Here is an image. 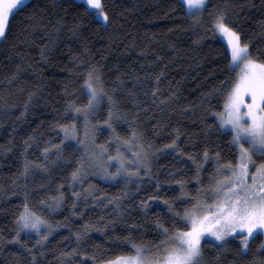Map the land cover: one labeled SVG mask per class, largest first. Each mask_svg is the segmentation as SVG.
Wrapping results in <instances>:
<instances>
[{
	"label": "trees",
	"instance_id": "obj_1",
	"mask_svg": "<svg viewBox=\"0 0 264 264\" xmlns=\"http://www.w3.org/2000/svg\"><path fill=\"white\" fill-rule=\"evenodd\" d=\"M104 2L106 27L87 15L81 2L29 0L0 41V264H34L33 254L35 264H100L133 252V243L155 249L164 239L157 223L183 228L173 223L179 221L175 213L211 185L217 163L236 161L231 133L219 128L214 116L223 106L221 82L235 74L228 71L230 57L210 21L226 12L229 24L250 44L251 55L264 60V0H207L199 23L184 15L177 0ZM90 67L98 69L114 102L116 135L123 140L135 130L144 145L148 175L142 168L130 180L105 179L87 163L88 153L99 152L100 145L117 154L112 130L103 123L107 97L88 118L95 128L90 147L80 142L85 141L84 117L74 121L67 110L69 101L86 103L82 86ZM73 122L78 138L64 139L60 125ZM177 133L179 149L165 148ZM82 160L80 179L73 181ZM197 164L203 165L199 173ZM104 167L115 171L114 163ZM176 181L184 182L183 194ZM157 195L155 201L148 199ZM61 196L56 206L53 197ZM114 198L119 206L109 203ZM25 202L52 226L42 245L36 244L35 233L22 234L23 246L9 242ZM85 225L91 230L78 243L76 234ZM227 240L220 249L214 246L219 243L204 240L202 264H264L262 235L250 240L244 255L238 254L237 237ZM73 248L77 255H63Z\"/></svg>",
	"mask_w": 264,
	"mask_h": 264
},
{
	"label": "snow or ice",
	"instance_id": "obj_2",
	"mask_svg": "<svg viewBox=\"0 0 264 264\" xmlns=\"http://www.w3.org/2000/svg\"><path fill=\"white\" fill-rule=\"evenodd\" d=\"M81 3L85 5L84 11L88 16L101 26H107L109 13L104 0H81ZM24 5L25 0H0V38L6 36L11 18ZM206 6L207 0H177V7L185 16L197 23L200 22ZM210 23L213 32L219 33L226 39V55L230 57L228 71L236 72L235 79L221 82L224 92L223 106L220 111L214 113L218 127L228 128L233 134L231 144L238 148L236 161L235 163L232 161L225 164L217 163V178L214 182L208 188L198 190L200 196L193 198L194 202L190 207H186L182 213H175L179 221L174 219L173 223H180L183 228L170 229L157 223L164 239L154 246L153 254L146 255L147 248L133 243L131 244L133 252L114 255L101 260L100 264H202L205 237H213L219 242L214 246L220 249L227 245L228 237L235 236L240 241L238 254L244 255L249 249L250 240L255 238L257 233H264V163L257 165L253 159L257 153L264 156V60L251 55L250 44L244 42L241 33L229 24L226 12L220 11ZM82 91L86 95V103L79 105L75 101H69L67 105V110L75 114L73 120H78L82 115L85 121L84 135L90 136L95 128L90 127L88 118L96 113L107 97L110 107L108 118L103 123L112 130L113 139L117 144L116 156L109 155L107 148L100 145L99 152L88 153L87 163L102 171L105 179L115 180L122 176L130 180L132 177H139L142 168L145 169L144 174L148 175L147 153L144 151V145L139 143L136 131L133 130L131 135L123 140L116 135L112 112L114 102L104 91L101 75L95 67L87 70ZM155 94L154 89L153 95ZM60 127L64 133V139L78 138L75 122L70 125H60ZM178 137L177 133V138L165 145V148L178 150ZM80 142L84 143L83 140ZM121 148H124V152H121ZM134 148L135 151H133ZM125 152H131V157H126ZM44 153L47 156L49 148H45ZM105 157L109 162L117 161L114 173L104 167ZM203 159H209L207 149L204 150ZM193 161L195 162V158ZM84 165L85 161L82 160L80 166L72 172L73 181L80 179ZM202 167L203 165L197 164V173ZM252 168H255V171H251ZM28 169L29 165L26 163L25 174ZM196 179L198 183H202L199 175ZM176 183L180 184L183 194L184 182L176 181ZM156 188H160L159 181L156 183ZM73 195L79 197L80 194L73 193ZM25 199L27 200V197ZM60 199L62 196L59 199L53 197L56 206H59ZM148 199L155 201L159 199V196H149ZM109 203L119 206L120 201L114 198ZM141 203L145 208L148 207L147 201ZM164 204L169 205V202L165 200ZM169 210L171 211V205ZM90 230L91 226L85 225L84 232L76 234L77 242L79 243ZM51 232L52 226L32 211L25 202L23 211L16 218V234L9 242L23 246L22 234L35 233L39 237L36 244L42 245ZM259 247L264 249V242H261ZM28 251L32 250L28 249ZM77 253L78 249L73 248L63 255L72 258ZM83 255L87 256V253ZM91 259L96 261L95 256ZM33 262L35 264V254H33ZM80 264H86V261L82 260Z\"/></svg>",
	"mask_w": 264,
	"mask_h": 264
},
{
	"label": "rangeland",
	"instance_id": "obj_3",
	"mask_svg": "<svg viewBox=\"0 0 264 264\" xmlns=\"http://www.w3.org/2000/svg\"><path fill=\"white\" fill-rule=\"evenodd\" d=\"M29 0H25V3H27ZM75 1H77V2H81V0H75ZM216 35H217V37L219 38V40L225 45V47L227 46V42H226V39H224L219 33H216ZM2 40V38H0V41ZM226 49H227V47H226ZM234 74H235V77H236V72H234ZM218 122V121H217ZM222 129H224V130H227V131H229L230 133H231V137L233 136V134H232V132H231V130L230 129H228V128H222ZM84 143H85V145H87V146H89L90 147V145H89V136L88 137H85V141H84ZM245 147H247V144H245ZM236 148V150H237V153H238V148L237 147H235ZM92 151V150H91ZM124 151V150H123ZM134 151V150H133ZM126 153H128L127 154V157L128 158H130L131 157V152H126ZM253 159H254V161L256 162V164L258 165V164H260V163H264V156H262L260 153H257L256 155H254V157H253ZM105 163H106V165L108 166V165H112V163H114L115 164V171H116V166H117V162H107V160H106V162L104 161V165H105ZM109 163V164H108ZM114 171V172H115ZM251 171H255V168H252L251 169ZM114 172H112V173H114ZM215 178H217V173L215 174V176L212 178V183L214 182V179ZM211 183V184H212ZM257 234H260V235H262V239H263V242H264V233H257ZM232 237H234V236H230V237H228L227 239H229V238H232ZM205 240H208V241H211V242H214V243H219V242H217V241H215V239L213 238V237H205ZM239 243H240V241H239ZM145 248H147L148 249V251L146 252V255H151V254H153L154 253V251H155V249L154 248H152V249H150V248H148V247H145Z\"/></svg>",
	"mask_w": 264,
	"mask_h": 264
}]
</instances>
